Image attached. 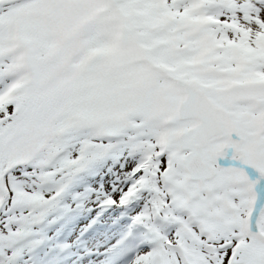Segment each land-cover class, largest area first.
Segmentation results:
<instances>
[{
	"label": "snow or ice",
	"instance_id": "obj_1",
	"mask_svg": "<svg viewBox=\"0 0 264 264\" xmlns=\"http://www.w3.org/2000/svg\"><path fill=\"white\" fill-rule=\"evenodd\" d=\"M0 264H264V0H0Z\"/></svg>",
	"mask_w": 264,
	"mask_h": 264
}]
</instances>
